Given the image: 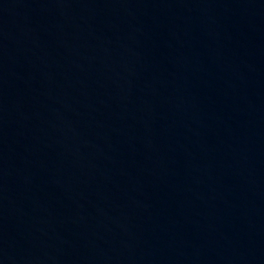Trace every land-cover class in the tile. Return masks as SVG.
Returning a JSON list of instances; mask_svg holds the SVG:
<instances>
[{"label": "water", "instance_id": "1", "mask_svg": "<svg viewBox=\"0 0 264 264\" xmlns=\"http://www.w3.org/2000/svg\"><path fill=\"white\" fill-rule=\"evenodd\" d=\"M0 264H264V0H0Z\"/></svg>", "mask_w": 264, "mask_h": 264}]
</instances>
